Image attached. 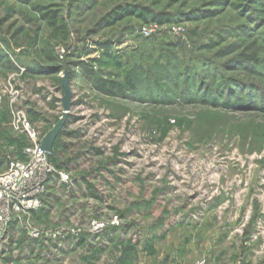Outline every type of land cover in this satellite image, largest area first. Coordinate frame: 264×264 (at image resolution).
<instances>
[{
    "label": "rangeland",
    "instance_id": "1",
    "mask_svg": "<svg viewBox=\"0 0 264 264\" xmlns=\"http://www.w3.org/2000/svg\"><path fill=\"white\" fill-rule=\"evenodd\" d=\"M66 73L55 170L0 264L264 260V0H0V172L18 115L42 140L63 117Z\"/></svg>",
    "mask_w": 264,
    "mask_h": 264
},
{
    "label": "built area",
    "instance_id": "2",
    "mask_svg": "<svg viewBox=\"0 0 264 264\" xmlns=\"http://www.w3.org/2000/svg\"><path fill=\"white\" fill-rule=\"evenodd\" d=\"M2 100L0 97V108ZM13 124L29 138L23 158H13L0 172V239H2L21 213L38 209L46 192L51 174L55 170L45 149L42 138L33 123L18 115ZM67 179V176H63ZM193 264H209L207 257ZM235 264H242L237 262Z\"/></svg>",
    "mask_w": 264,
    "mask_h": 264
},
{
    "label": "water",
    "instance_id": "3",
    "mask_svg": "<svg viewBox=\"0 0 264 264\" xmlns=\"http://www.w3.org/2000/svg\"><path fill=\"white\" fill-rule=\"evenodd\" d=\"M63 86L65 89V95L63 98L64 108L66 110L63 117L54 125V127L48 132V134L42 140V147L45 149L47 156L50 158L54 151V143L57 139L59 132L61 131L64 122L67 117V111L71 106L72 90L69 84V74L66 73V76L63 79Z\"/></svg>",
    "mask_w": 264,
    "mask_h": 264
},
{
    "label": "trees",
    "instance_id": "4",
    "mask_svg": "<svg viewBox=\"0 0 264 264\" xmlns=\"http://www.w3.org/2000/svg\"><path fill=\"white\" fill-rule=\"evenodd\" d=\"M121 10L123 11H120V10H116L115 11V14H111V17H112V20H110V23L111 22H115L120 16H124L126 15L127 13H129L130 11L127 9V8H121ZM160 16V19L163 20L164 19V16L163 15H159ZM2 60V58H1ZM87 72H90V77L94 76V80H95V83L99 86V88L101 90H103L104 92H107V93H111V94H118V93H124V88L127 87H130V88H135L133 86V82L132 81H128L127 82V86L121 84V83H118L116 81H113V80H110V81H107V80H103V79H100L94 71H89L87 70ZM93 78V77H92ZM33 114L37 115L35 112H33Z\"/></svg>",
    "mask_w": 264,
    "mask_h": 264
},
{
    "label": "crops",
    "instance_id": "5",
    "mask_svg": "<svg viewBox=\"0 0 264 264\" xmlns=\"http://www.w3.org/2000/svg\"><path fill=\"white\" fill-rule=\"evenodd\" d=\"M258 257L260 256L261 257V255H257ZM257 256H254L253 254H252V256H251V258H256ZM253 258V259H254ZM169 264H171V263H169ZM209 264H218L217 262H216V260H214V261H212V262H210ZM246 264H264V260L262 261L261 259L260 260H257V258L255 259V260H253V261H249V260H247L246 261Z\"/></svg>",
    "mask_w": 264,
    "mask_h": 264
}]
</instances>
